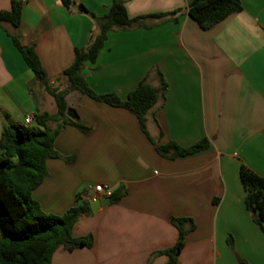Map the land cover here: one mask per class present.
Wrapping results in <instances>:
<instances>
[{
	"label": "crops",
	"instance_id": "obj_1",
	"mask_svg": "<svg viewBox=\"0 0 264 264\" xmlns=\"http://www.w3.org/2000/svg\"><path fill=\"white\" fill-rule=\"evenodd\" d=\"M70 1L66 7L62 0H0V12L12 2L22 5L18 28L0 25V136L2 114L27 126V117L56 113L11 36L35 49L48 85L62 90L74 51L87 48L98 33L95 20L78 6L97 18L111 6L110 0ZM240 1V13L208 30L188 17L187 0L125 2L129 18L181 12L176 22L110 32L82 75L94 93L122 100L142 81L159 87V75L168 90L146 116L153 143L128 111L77 91L66 96L75 121L90 132L71 126L60 132L54 148L71 161H47V176L33 198L43 213L61 216L87 202L96 185L126 195L79 218L72 235L92 236V248H60L51 264H166L158 253L175 245L171 221L181 218L191 219L194 230L177 264H264V234L245 208L238 176L245 165L264 178V0ZM203 139L209 148L186 157L171 159L156 150L169 142L189 148Z\"/></svg>",
	"mask_w": 264,
	"mask_h": 264
},
{
	"label": "trees",
	"instance_id": "obj_2",
	"mask_svg": "<svg viewBox=\"0 0 264 264\" xmlns=\"http://www.w3.org/2000/svg\"><path fill=\"white\" fill-rule=\"evenodd\" d=\"M110 1V8L100 18L90 14L82 5L78 6L79 12L89 14L95 20L98 33L91 36L87 48L74 51L72 64L62 73L67 81V86L62 90L51 89L48 85L35 49L24 46L19 36H11L13 45L20 52L35 80L53 98L56 113L34 115V127L12 124L8 115L2 114L4 124L0 136V264H51L53 254L60 248L73 252L78 248L93 247L92 236L74 238L72 235L79 218L92 214L88 202H82L63 215L56 216L43 213L40 204L33 198V192L47 176V161H71L62 157L54 148L55 139L60 132L67 126L75 127L84 134L90 132L89 128L66 117L65 98L68 94L77 91L96 103L128 111L137 119L141 132L153 143L147 132L146 116L159 99H164L168 90L162 76L159 75V87H152L142 81L122 100L115 94L94 93L88 87L82 70L86 63L96 62L110 32L148 29L151 27L148 22L152 21L176 22V16L181 11L129 18L125 9V2L128 0ZM62 3L66 7L71 5L70 0H62ZM21 11V3L12 2L8 11L0 12V25L9 24L18 28ZM241 11L240 0H187L186 7L188 17L202 30H208ZM49 123L56 124V128L50 130ZM208 148V141L203 139L189 148H181L169 142L156 150L160 155L174 159L194 155ZM238 176L245 193V208L264 234V178L245 165L240 166ZM125 195V191H113L110 203H119ZM171 222L178 233L177 241L172 248L158 254L167 257L166 264H177L186 236L194 230V225L187 218L172 219ZM228 244L232 246L230 240Z\"/></svg>",
	"mask_w": 264,
	"mask_h": 264
},
{
	"label": "built area",
	"instance_id": "obj_3",
	"mask_svg": "<svg viewBox=\"0 0 264 264\" xmlns=\"http://www.w3.org/2000/svg\"><path fill=\"white\" fill-rule=\"evenodd\" d=\"M27 1V0H22ZM33 122V117H27L25 119V125H30ZM92 194L89 196V200L91 201H99L101 198H109L113 193V189L109 185H96L90 188Z\"/></svg>",
	"mask_w": 264,
	"mask_h": 264
},
{
	"label": "water",
	"instance_id": "obj_4",
	"mask_svg": "<svg viewBox=\"0 0 264 264\" xmlns=\"http://www.w3.org/2000/svg\"><path fill=\"white\" fill-rule=\"evenodd\" d=\"M66 117L72 121L76 120V114L75 111L67 108L66 110ZM87 202L89 203V207L92 213H96L99 208L102 207H107L109 205V203L111 202V200L109 198H101L99 201H91V200H87Z\"/></svg>",
	"mask_w": 264,
	"mask_h": 264
},
{
	"label": "rangeland",
	"instance_id": "obj_5",
	"mask_svg": "<svg viewBox=\"0 0 264 264\" xmlns=\"http://www.w3.org/2000/svg\"><path fill=\"white\" fill-rule=\"evenodd\" d=\"M229 240L232 242V239L229 238V239H227V244H228V241H229ZM228 246H229V247H232V246H230L229 244H228Z\"/></svg>",
	"mask_w": 264,
	"mask_h": 264
}]
</instances>
